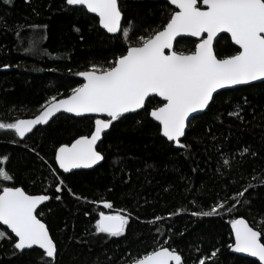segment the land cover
Listing matches in <instances>:
<instances>
[{
  "label": "trees",
  "instance_id": "obj_1",
  "mask_svg": "<svg viewBox=\"0 0 264 264\" xmlns=\"http://www.w3.org/2000/svg\"><path fill=\"white\" fill-rule=\"evenodd\" d=\"M120 7L123 27L135 25L128 41L109 35L96 16L65 0H0V122L34 117L50 97L70 95L83 83L77 73L93 65L108 67L128 43L166 23L175 10L165 0H125ZM29 25L41 27L33 31ZM18 26L24 37L38 41V51H24L29 39H18ZM195 43L179 39L176 50L189 52ZM236 50L226 34L215 44L220 58ZM161 103L151 97L146 109L114 123L98 147L104 155L101 165L68 174L54 162L55 149L89 135L96 117L60 114L25 139L14 130H0V158L10 157L6 168L14 175L5 185L51 197L38 215L57 242L56 264H129L159 246L176 249L184 264H199L201 258L205 264H260L228 245L234 243L231 219L243 217L264 229V83L217 94L208 110L190 122L182 140L190 145L186 149L166 141L147 115ZM234 111L239 116L229 115ZM59 180L63 185L57 192ZM102 200L130 214L121 236L95 233L97 213L108 211ZM225 201L235 205L232 213L193 215ZM0 231L14 237L1 225ZM13 243L14 238L0 240V264H44L47 259L38 248L19 252Z\"/></svg>",
  "mask_w": 264,
  "mask_h": 264
},
{
  "label": "snow or ice",
  "instance_id": "obj_2",
  "mask_svg": "<svg viewBox=\"0 0 264 264\" xmlns=\"http://www.w3.org/2000/svg\"><path fill=\"white\" fill-rule=\"evenodd\" d=\"M5 3H11V0H5ZM65 3L67 6H82L95 14L108 33H119L125 41L131 39L135 25L128 22L127 27L122 26L123 14L118 0H65ZM170 3L175 10L168 15L167 22L139 36L134 43H128L126 50L108 67L93 65L88 71L77 73L84 78V83L71 89L70 95L62 99L50 97L34 118L0 122V130H14L16 136L24 138L36 126L47 124L61 110L81 118H90L94 114L96 118L90 134L80 135L71 143L60 144L54 154V162L65 173L72 169L91 168L104 159L97 150L103 135L115 122L126 118V114H138V110L146 109V100L155 95L162 98V103L147 115L158 122L160 135L178 149L190 147L181 142L186 138L190 118H194L192 114L208 109L214 102V94L226 88L253 86L256 81L264 83V0H202V3L200 0H170ZM39 27L28 26L33 31ZM22 28L18 26V39H29L24 37ZM185 34L199 42L189 52L175 50L174 41ZM220 34H230L231 41L238 46L234 54L218 57L214 41L219 40ZM29 44L25 52L38 51V41L29 39ZM236 107L239 109L241 106ZM229 115L239 116V111ZM243 151L248 152V149ZM9 160L7 155L0 158V164L5 165L0 166V224L7 226L14 237L0 231V240L14 238L13 249L19 252L37 246L47 258L44 264H56L57 242L42 216L38 215V206L51 197L29 194L19 186H6L5 182L14 181V175L6 168ZM52 171L55 176L56 170ZM62 185L63 181L59 180L57 192L61 191ZM247 190L237 193V197H243ZM55 199L60 200L61 197L57 195ZM234 199L236 203L240 202L236 197ZM99 203L108 211L97 213L95 233H105L109 237L124 234L130 214L124 209H114L109 200ZM225 210L232 213L235 205L229 206L225 201L217 203L210 211L193 215H220ZM161 219L155 217L157 221ZM230 224L234 243L228 247L264 262V229L250 226L243 217L231 219ZM218 251L214 250L211 256L215 257ZM129 264L184 262L176 249L159 246L131 258ZM199 264H205V258H201Z\"/></svg>",
  "mask_w": 264,
  "mask_h": 264
},
{
  "label": "water",
  "instance_id": "obj_3",
  "mask_svg": "<svg viewBox=\"0 0 264 264\" xmlns=\"http://www.w3.org/2000/svg\"><path fill=\"white\" fill-rule=\"evenodd\" d=\"M121 1H125V0H118V2H119V4H120V2ZM165 1H167V2H169L170 3V0H165ZM200 2L202 3V0H200ZM170 5H171V3H170ZM174 9H175V6L174 5H171ZM92 15H94V16H96L95 14H93V13H91ZM123 14V13H122ZM97 17V16H96ZM98 18V17H97ZM123 20H124V15L122 16V26H123ZM101 26V25H100ZM101 28L104 30V31H106L107 32V30L106 29H104L102 26H101ZM108 33V32H107ZM109 35H117V34H119V33H117V34H110V33H108ZM222 35H224V34H220V37L222 36ZM226 35H228L229 37H230V34H226ZM183 38H191V39H194V40H196L197 41V43L199 42L198 41V39L197 38H194V37H191V36H188V35H184L183 37H178L177 38V40L176 41H174V49L176 50V43H177V41L179 40V39H183ZM230 39H231V37H230ZM218 41V40H217ZM217 41H214V50H215V44H216V42ZM233 44H234V42H232ZM237 48H238V46H236ZM86 71H88V70H86ZM79 78L82 80V82L84 83V78L83 77H81V76H79ZM258 83H261L260 81H256V82H253V85L254 84H258ZM238 87H241V86H236L235 88H238ZM235 88H226V89H222V90H219V93L220 92H222V91H224V90H230V89H235ZM217 94H214V97L216 96ZM155 95H153L152 97H154ZM158 97V96H157ZM64 98V97H63ZM151 98V97H150ZM161 101H162V98L161 97H158ZM60 99H62V98H60ZM149 99V98H148ZM148 99L146 100V103H147V101H148ZM208 109H206V110H204L203 112H201V113H199V114H192V116L195 118L196 116H198V115H200V114H202V113H204V112H206ZM141 110H138V112H140ZM39 114V113H38ZM37 114V115H38ZM60 114H67V115H70V116H74V117H76L75 116V114H73V113H67V112H65V111H63V110H61V111H59V112H57V113H55L50 119H49V121H48V123L47 124H42V125H38V126H36L33 130H32V132L31 133H28V134H26V136L24 137V138H21V139H25L26 137H28L30 134H32L36 129H38L39 127H43V126H47L52 120H54L58 115H60ZM129 114H134V113H129ZM126 115H128V114H126ZM91 116H94L95 117V115L93 114V115H91ZM35 117V116H34ZM34 117H30V118H22V119H31V118H34ZM78 118H80V117H78ZM101 118H106V116H102ZM194 118H190V122L194 119ZM156 122V121H155ZM156 123H158V122H156ZM189 128V127H188ZM188 128L186 129V133H187V131H188ZM103 137H104V135H103ZM103 137H102V139H103ZM184 138H182V140H183ZM182 142V141H181ZM101 142H98V145H97V150H98V147H99V144H100ZM172 143V142H171ZM175 145V144H174ZM99 151V150H98ZM103 155V154H102ZM104 156V155H103ZM103 161H104V159L103 160H101V161H99L96 165H93L91 168H79V169H72L70 172H67L66 174H68V173H72V172H75V171H80V170H91V169H94V168H96L97 166H99V165H101L102 163H103ZM57 165V164H56ZM57 167H58V165H57ZM59 168V167H58ZM61 172H63V170L62 169H59ZM63 173H65V172H63ZM30 194V193H29ZM33 195H35V194H33ZM48 201H46V202H43L42 203V205L41 206H38V211L41 209V207L43 206V205H45L46 203H47ZM245 219V218H244ZM247 220V219H246ZM248 221V220H247ZM248 223H249V221H248ZM3 228H5V229H7V226H4V225H2V224H0ZM47 225V224H46ZM249 225L250 226H252L250 223H249ZM10 233H11V231H10V229H7ZM50 231V230H49ZM12 234V233H11ZM51 234V233H50ZM13 236H14V234H12ZM233 239H234V237H233ZM263 242V241H262ZM33 248H38L37 246H34ZM26 250H28V249H26ZM234 251V250H233ZM234 253H236V254H238V255H241V256H244V257H248V258H251V259H254V260H256V261H258L260 264H264V262H260L259 261V259L257 258V257H251L249 254H247V253H237V252H235L234 251Z\"/></svg>",
  "mask_w": 264,
  "mask_h": 264
},
{
  "label": "rangeland",
  "instance_id": "obj_4",
  "mask_svg": "<svg viewBox=\"0 0 264 264\" xmlns=\"http://www.w3.org/2000/svg\"><path fill=\"white\" fill-rule=\"evenodd\" d=\"M0 166H4L3 164H0Z\"/></svg>",
  "mask_w": 264,
  "mask_h": 264
}]
</instances>
